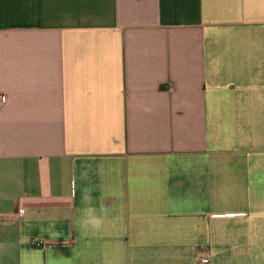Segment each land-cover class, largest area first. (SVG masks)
<instances>
[{
  "label": "crops",
  "instance_id": "0c3cea01",
  "mask_svg": "<svg viewBox=\"0 0 264 264\" xmlns=\"http://www.w3.org/2000/svg\"><path fill=\"white\" fill-rule=\"evenodd\" d=\"M0 95V264H264V0H0Z\"/></svg>",
  "mask_w": 264,
  "mask_h": 264
},
{
  "label": "clouds",
  "instance_id": "9594fccd",
  "mask_svg": "<svg viewBox=\"0 0 264 264\" xmlns=\"http://www.w3.org/2000/svg\"><path fill=\"white\" fill-rule=\"evenodd\" d=\"M81 201L84 205L79 211L81 213L82 226L86 229L101 231L104 226L106 210L100 208L99 211L92 204V196L89 193H82Z\"/></svg>",
  "mask_w": 264,
  "mask_h": 264
},
{
  "label": "built area",
  "instance_id": "2783aa9c",
  "mask_svg": "<svg viewBox=\"0 0 264 264\" xmlns=\"http://www.w3.org/2000/svg\"><path fill=\"white\" fill-rule=\"evenodd\" d=\"M7 102L6 95H0V105H3ZM1 222V218H0ZM42 242L39 241L38 245H41ZM196 264H210V259L208 257H200L196 260Z\"/></svg>",
  "mask_w": 264,
  "mask_h": 264
}]
</instances>
